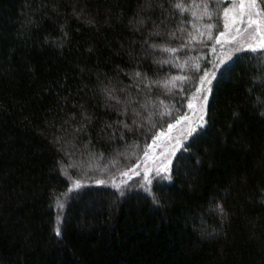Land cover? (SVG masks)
<instances>
[{
    "label": "trees",
    "instance_id": "16d2710c",
    "mask_svg": "<svg viewBox=\"0 0 264 264\" xmlns=\"http://www.w3.org/2000/svg\"><path fill=\"white\" fill-rule=\"evenodd\" d=\"M189 6L0 0V264H264L259 53L217 70L204 126L176 152L171 179L148 192L85 187L56 211L65 164L117 161L158 119L151 103L173 87L157 62L174 60L160 50L184 43Z\"/></svg>",
    "mask_w": 264,
    "mask_h": 264
},
{
    "label": "rangeland",
    "instance_id": "374dc122",
    "mask_svg": "<svg viewBox=\"0 0 264 264\" xmlns=\"http://www.w3.org/2000/svg\"><path fill=\"white\" fill-rule=\"evenodd\" d=\"M188 1L190 6L185 13L189 19V28L185 35L190 43L185 39L184 43H180L181 46L174 44L170 48L161 47V52L159 51L161 55H168L174 60H168L166 57L167 61L157 62L160 67L165 64L168 66L162 68L172 73L168 76L170 79L168 85L173 87V90H168L171 97L164 94L151 103V108L157 112L158 119L151 125L145 138L126 156H120L117 161L103 166L106 159L100 157L98 166L88 167L83 172L65 164L66 167H63L62 173L69 182V188L67 197L64 198L63 203L60 202L64 206L71 194L85 187H112L120 193L132 190L148 192L154 182L167 181L168 179H157L156 172L169 160L172 161L174 156L170 154L173 151L176 154L182 147L190 137L188 136L190 130L198 123L204 124L205 121L207 101H204L203 96L208 97L209 92L197 91L201 88L200 78L207 73L206 80L212 82V73L218 70L215 65L229 56L232 58L238 52L250 51L264 57V14L260 11L256 0L254 7L251 6L250 0H244L243 13L240 10V0ZM226 8L229 9L227 15L224 11ZM250 18L259 20L260 23H249ZM205 42L208 44L203 47ZM253 48L256 51H252ZM189 75L194 78L192 89L187 94L181 93L182 84ZM210 86L205 85V87ZM189 103L193 105L192 108H189ZM161 105H164L163 108ZM200 116H204V121L198 119ZM169 125L173 127L170 129ZM185 136L188 138L184 139ZM145 173H148L153 180L151 185L145 184ZM97 181L103 183H97ZM113 181L121 187H114ZM77 182L83 187L76 189ZM63 208L57 207L58 216L62 214Z\"/></svg>",
    "mask_w": 264,
    "mask_h": 264
},
{
    "label": "snow or ice",
    "instance_id": "6c2138e0",
    "mask_svg": "<svg viewBox=\"0 0 264 264\" xmlns=\"http://www.w3.org/2000/svg\"><path fill=\"white\" fill-rule=\"evenodd\" d=\"M250 4L252 7L255 6V0H250ZM150 6V5H149ZM176 7H180L179 4L176 5ZM240 10L243 13L245 11V3L244 0H240ZM225 15L228 14L229 9H225ZM233 20L235 21V16H233ZM140 23H143V21H140ZM249 23H255V24H259L260 21L259 20H253V19H249ZM211 27V26H209ZM225 27H227V25H225ZM221 35H223V33H221ZM172 51H175V49H172ZM252 51H256L255 48L252 49ZM231 59V56L227 57L225 60H221L219 64L215 65V68L220 69L221 71H224L227 67V60ZM137 75H139V73H137ZM207 73H205V76H202L201 79V88L197 89L198 92H211V88L210 87H205V85H211V80H206L207 77ZM213 77H215L216 73L215 71L212 73ZM174 79H183V78H174ZM204 101H207L208 97L207 95L203 96ZM193 105L191 103H189V108H192ZM262 115H264V113H262ZM186 119V118H185ZM200 121H204V116H200L198 118ZM204 124L203 123H198L196 127L192 128L190 130V132L188 133V136H193L195 137V134L199 131L200 128H203ZM125 127H127V125H125ZM173 126L169 125V128L171 129ZM188 136L183 137L184 139H187ZM155 139V138H154ZM170 155L175 156V151H173ZM171 169H172V161L169 160L167 164L164 165V167L162 169H160L159 171L156 172V178L157 179H171ZM163 173V175H162ZM138 174V173H137ZM131 178V177H129ZM144 180H145V184L146 185H151L153 183V180L149 177L148 173L144 174ZM97 183H103L102 181H97ZM122 183H126V182H122ZM113 186L116 188H120L121 185L120 184H116L115 181H113ZM83 185H81L79 182L76 183L75 188L79 189L82 188ZM58 207L63 208L64 205L62 203L58 202ZM221 211H223V209L221 208ZM59 219V217L57 218ZM56 235L59 236L61 235V231L60 228L57 227L56 228Z\"/></svg>",
    "mask_w": 264,
    "mask_h": 264
}]
</instances>
